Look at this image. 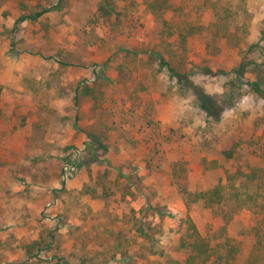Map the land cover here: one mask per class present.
Segmentation results:
<instances>
[{
    "label": "rangeland",
    "instance_id": "rangeland-1",
    "mask_svg": "<svg viewBox=\"0 0 264 264\" xmlns=\"http://www.w3.org/2000/svg\"><path fill=\"white\" fill-rule=\"evenodd\" d=\"M194 224L264 264V0H0V264H184Z\"/></svg>",
    "mask_w": 264,
    "mask_h": 264
},
{
    "label": "trees",
    "instance_id": "trees-1",
    "mask_svg": "<svg viewBox=\"0 0 264 264\" xmlns=\"http://www.w3.org/2000/svg\"><path fill=\"white\" fill-rule=\"evenodd\" d=\"M59 1H62V0H59ZM46 11H48V9L47 8H45V9H43V10H40V11H36V12H33V13H29V14H27V15H22L20 18H19V20H21V21H23V20H26V19H31V20H36V19H38L40 16H42ZM169 64V63H168ZM173 69V68H172ZM174 70V69H173ZM197 94L200 96V98H201V102H202V104H203V107L207 110V112L209 113V114H213V116L215 115V110H214V108H216L215 107V105L212 103V104H208V102H206V100H204V96L206 97V98H209V96H207V95H202V93L200 92H197ZM215 118H217V117H215ZM158 144H160V143H158ZM107 186L105 185L104 186V188H103V190H104V192H106V190H107ZM95 189H92V190H90V191H94ZM87 193H89L88 191H86ZM150 223H153L152 221H150ZM150 223H146V222H144V219H137L136 221H135V224L134 225H136L135 227V230L138 232V234H140V237H142L144 240L145 239H149L151 236H153L154 234H155V230H154V227H151V225H150ZM189 229L190 228H187V230H186V233L188 234V235H190V233H189ZM193 230H194V232L196 233L195 235V237H194V239L193 240H191V241H189V243H187L186 245H184V246H186V248L188 249L187 250V252H188V255H187V257L185 258V263L184 264H209V260L211 259V257H212V255H213V251L215 250L214 248L215 247H212V246H216L215 244L214 245H212L211 246V242H210V240H209V234L208 235H203L199 230H198V226L196 225V224H194V226H193ZM52 237H54V235L52 234ZM198 240V241H197ZM38 241H34L33 242V244L34 243H37ZM32 246H30L29 245V249L28 250H30V248H31ZM234 246L233 245H230V249H228V251H227V253L223 256V255H221L219 258L221 259V258H225L226 260L227 259H229V257H231V255H232V248H233ZM214 249V250H213ZM118 250V249H117ZM213 250V251H212ZM114 252V251H113ZM126 252V255H128L127 256V258L129 259V262H130V257H131V255H129L128 253H127V251H125ZM118 252H116L115 251V253H113V254H117ZM39 253L38 252H36L35 253V256H39L38 255ZM168 255H165L164 256V263L165 264H168V263H170L169 261H170V258L169 257H167ZM182 256V255H181ZM155 260H157V258L156 259H153L152 260V262L151 263H154V261ZM184 260H180V259H176V261H174L176 264H182V262H183ZM132 262V261H131ZM157 262V261H156ZM220 262V261H219ZM222 262V261H221ZM224 262V264H234V263H232L230 260H228V261H223ZM159 262H157V264H158ZM72 264V263H71ZM130 264V263H129Z\"/></svg>",
    "mask_w": 264,
    "mask_h": 264
}]
</instances>
